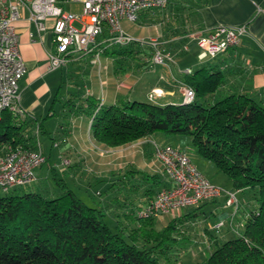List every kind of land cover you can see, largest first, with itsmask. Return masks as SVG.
<instances>
[{
	"label": "trees",
	"instance_id": "trees-1",
	"mask_svg": "<svg viewBox=\"0 0 264 264\" xmlns=\"http://www.w3.org/2000/svg\"><path fill=\"white\" fill-rule=\"evenodd\" d=\"M122 53L132 54V49L110 45L101 55ZM182 78L195 91L189 103L159 105L127 99L104 104L103 98L79 90L65 97L56 95L53 101L74 113H86L91 136L106 146L157 131L189 135L197 153L229 177L238 200V191H253L246 196L250 200L241 203L245 214L236 235L213 242L215 247L191 264H264V106L246 92L216 94L224 79L210 66L195 67ZM41 125L36 119L2 111L0 149L18 143L32 147L34 128L40 131ZM52 169L61 187L59 194L49 197L27 190L30 183L0 195V264L173 263L172 248L178 242L175 234L182 218L174 217L157 230L153 217L140 219L132 212L124 213L134 226L114 230L105 221L103 209L85 203ZM142 178L150 181L145 194L152 197L160 189L153 186L159 183L157 175L143 173ZM251 200L253 207L248 204ZM197 208L183 216H194Z\"/></svg>",
	"mask_w": 264,
	"mask_h": 264
},
{
	"label": "crops",
	"instance_id": "crops-1",
	"mask_svg": "<svg viewBox=\"0 0 264 264\" xmlns=\"http://www.w3.org/2000/svg\"><path fill=\"white\" fill-rule=\"evenodd\" d=\"M138 19L153 30V34L149 38L158 39V47L174 55V63L154 68V66L144 64L149 58L143 57L142 59L145 61H141L140 64L144 65L139 64L132 74L122 76L114 67L111 68V65L112 71L105 69L103 72H99L96 70V62L92 55L75 53L67 65L59 68L60 71L66 69V80L63 78L62 72L57 74V71L48 69L47 53L53 49L51 19L45 21L46 28L39 32L36 30L35 24L27 18V12H24L22 18L16 22L20 53L25 65V72L20 79L19 104L31 113L26 117L36 120L38 117L40 118L42 129L38 136L46 134L48 137H52L51 133L54 134L49 150L44 152L47 163L50 162L52 146L55 141L60 142L61 138L69 139L66 144H61L63 147L60 149L64 154L68 152L71 160L69 166H64V173L76 176L79 173L83 174L84 170H92L96 174V180L99 178L106 180L109 193H107V199L99 203L98 207L110 206L113 211L116 210V213L111 214L123 215L130 212L134 214L136 208L144 205L154 196L155 192L152 197L145 194V189L150 186V181L143 180V173L157 175L159 183L158 185L154 183V187L161 188L169 185L168 179L163 174L162 164L154 154V143L175 146L170 143L173 138L171 135L157 134V131L116 147H108L96 142L91 136L89 116L86 113H74L62 102L53 101L54 96L65 97L77 90L81 93H85L87 90L89 94L102 97L104 104H119L123 92H127V95L133 94V83L137 79L135 73L142 72L143 74L156 70L155 76H151V80L146 82L147 86L144 92L146 99L140 101L152 102L148 99L147 94L151 89L159 88L164 93L152 103L179 104L182 96L178 80H183L180 70L185 66L192 67L193 62H196L198 66H210L223 75V84L216 94L246 92L264 106V0H169L162 8L141 11ZM242 23H246L247 33L241 37L236 47L208 58V60H206L207 58L198 59L200 52L196 43L198 36L209 33L213 27L219 24L233 26ZM134 47L137 52H143L142 48L144 47H150L152 50V47L147 44L141 46L136 43ZM100 58L106 64L110 60H115V57L110 55H101ZM137 63H139L138 59ZM82 64L90 68L85 70L84 77L77 72L78 70L74 72L69 70L71 67L80 68ZM192 68L194 69V67ZM58 106L61 113L64 114L62 122L55 125L52 131L48 130L44 126L43 120L47 116L55 114L54 110ZM68 134L70 135L68 136ZM180 134L183 133L176 135ZM186 142H188L187 146L191 145L194 148L190 136ZM189 158L191 159L190 156ZM50 168L56 169L55 164H51ZM115 179L119 180L118 188L115 186ZM34 181H36V176ZM241 193L243 192L238 191L239 202L244 204L246 197ZM224 201V197L206 200L196 207L169 213V219L180 217L184 220L182 223L192 222L200 214L206 215L201 207L209 203V214L217 216V220L214 223L209 220V225L202 226L203 236L199 239L196 238V243L191 244L198 252L203 253L205 250L211 249L213 242H221L241 228L245 205L241 204L239 213L237 212L231 220L232 208L225 205ZM248 204L253 205L254 203L249 201ZM194 208H197L194 216H183ZM165 214H160L157 221L165 219ZM220 220H224V224L219 229H214L213 226Z\"/></svg>",
	"mask_w": 264,
	"mask_h": 264
},
{
	"label": "built area",
	"instance_id": "built-area-1",
	"mask_svg": "<svg viewBox=\"0 0 264 264\" xmlns=\"http://www.w3.org/2000/svg\"><path fill=\"white\" fill-rule=\"evenodd\" d=\"M79 2L82 13L67 11L60 2ZM169 0H0V116L4 110L17 118L28 116L19 104L20 79L25 65L20 53L19 34L16 22L27 12L39 32L46 28V20L51 19L53 49L47 53L48 69L65 66L73 54L92 55L98 61L102 50L110 45H128L136 42L153 48L151 65L169 66L174 63V55L158 47V39L136 40L124 32L122 20L135 22L144 10L164 7ZM80 26H75L74 22ZM247 33L246 23L226 26L219 24L200 35L196 43L200 49L198 59L212 58L219 53L236 47L241 37ZM193 68L185 66L182 75L191 74ZM182 103H189L195 97L194 89L183 80H178ZM159 88L151 89L147 97L150 101L163 95ZM102 98V97H101ZM32 147L18 143L5 144L0 149V190L25 186L35 180L34 170L45 163L38 138L37 126L33 133ZM56 143H54L55 145ZM154 154L161 162L169 185L161 187L144 205L136 208L134 214L140 219L174 213L184 208L196 207L206 200L225 198V205L232 208L235 216L239 208L236 190L212 183L180 148L154 143ZM60 164H70L69 158L60 156ZM177 210V211H174ZM224 224L220 220L213 228Z\"/></svg>",
	"mask_w": 264,
	"mask_h": 264
},
{
	"label": "rangeland",
	"instance_id": "rangeland-1",
	"mask_svg": "<svg viewBox=\"0 0 264 264\" xmlns=\"http://www.w3.org/2000/svg\"><path fill=\"white\" fill-rule=\"evenodd\" d=\"M60 5H62L63 8L67 11H72L78 14L82 13V4L79 2L63 3L61 1ZM74 25L80 26V24L76 21L74 22ZM122 26H123L124 32L136 40L144 39L146 41L148 40L150 35L153 34V30L139 19L135 22H131L128 20L123 21ZM134 44H136V42H132L128 44V48L132 49V54H126L125 56H124V53L119 54L118 57H115V60H112V61L110 60L108 61L109 63L107 62V64L106 62L102 60V58L99 57L100 60L95 61L96 70H98L99 72L101 71L103 72L105 69H107V71L109 70L112 71L113 69H110V65H111V68L114 67L115 70H117L122 76H124L125 74H132L134 69H137L136 66H138L141 61H145L142 59L143 57L149 58L148 61H145L144 64L151 65V56L153 53V48L151 50L150 47H144L142 48L143 52H137V50L134 47ZM137 59L139 60V63H137ZM206 60H208V58ZM105 64L107 65V68H105L106 66ZM144 64L141 63L140 65H144ZM155 66H162V65H155ZM155 66L154 68H158ZM192 67L194 68L198 67L197 63L193 62ZM71 68L69 69L71 72L78 70L77 72L82 74L83 77H84V74L86 73L85 70L90 69L89 66L86 67L84 64L80 65V68H77V67H71ZM51 71H57V74H60V72H62L63 78L66 80V69H63V71H60V69L58 68V69L51 70ZM155 72L156 70L148 71L143 74L142 72L135 73V75L137 76L136 77L137 79H136V82L133 83V87H132L133 94L127 95L126 94L127 92H123L122 98H121L122 102H125L127 99L131 101L134 99L139 100V101L145 100L146 97H145L144 92L147 86L146 82L147 80H151V76H155ZM87 93L89 92L86 90V92L85 93L83 92L82 94H87ZM125 94L126 96H124ZM25 111L28 114L30 113L26 109ZM54 111H55V114L47 116L43 120V124L46 127V129L51 130V131L54 129L55 125H57L59 122H62V119H63L62 116L64 115L63 113H61L59 106ZM37 120L39 121L40 118L38 117ZM34 131H35V128H34ZM51 134H52L51 136L53 137L54 134L53 133ZM157 134L171 135L173 139H171L170 143L174 144L176 147H179L181 150L185 151L191 157L192 161L196 164L199 170L206 177H208V179H210L212 183L222 186L224 188H232V183L229 177L225 174V172L219 169L218 166L213 161L197 153V151L191 145L187 146L186 143L188 142H186V140L189 139L188 135L186 134L176 135V134H172V133L164 132V131H158ZM69 135L70 134H68V136ZM52 137H48L46 134L44 135L40 134L38 136L43 152H47L49 150V145H50V141ZM65 139L61 138L60 142L55 141L56 144L52 146L53 152H51L50 162L47 163V159H46L44 164H42L41 166H39L38 168L34 170L36 181L32 182L28 187L26 186L25 188L27 190H33V191L40 192L42 195L49 196V197H53L59 194L61 192V187H59V185L56 183L57 180L53 177V174L55 173L53 169L50 168V165L54 163L56 167L57 177L62 179L68 185V187L72 189L74 193L78 197H80L85 203H87L88 205H93V206L98 207L99 203H101L104 199H107L106 196L108 195L107 193H109L108 185L106 184L107 181L102 178H99L98 180H96L95 179L96 174L93 173L92 170H84L83 174L79 173L76 176H69L67 172L64 173V166L60 164L61 163L60 156L70 159L68 152L64 154L60 150L63 147L61 146V144L64 145L69 141V139H66V140ZM114 181H115V186L118 188L119 180L115 179ZM116 187H115V192H116ZM252 192L253 191H251V189H247V191L241 194H244L245 197L246 196L249 197V194H252ZM3 194H5V192L0 190V195H3ZM251 207H253L252 204H251ZM99 208L103 209L104 213L106 214L105 221L112 227V229L115 230L116 228L119 227V228H126V231H128V230H131L132 226H134L132 225L133 222L131 223V221H129L123 215L111 214V213H116V210L113 211L112 210L113 208L111 209L110 206H100ZM201 208L203 209L202 211L206 214L205 216L207 218L203 216V214H200L199 217L196 220H194L195 222L192 221L188 223L178 224L179 233L177 232L175 234L178 238V242L172 248L173 249L172 254L174 255L173 257L175 258L174 260L172 258L173 260L172 264H191L194 261H199L204 257L205 255L204 252L203 253L198 252L195 248L192 247L191 244L196 243L195 241L196 238L199 239V237L203 236L202 226L209 225L208 223L209 220H211V222L214 223L217 220V216H210L209 214L210 204L209 203H206ZM174 211H177V210H174ZM158 216L152 218L154 227L157 230L165 226L170 220L169 213L165 214V219L163 220L157 221ZM203 218H204V222H203ZM235 235L236 234H230L228 237L231 238ZM213 247L215 246H212V248ZM162 261L164 262V260Z\"/></svg>",
	"mask_w": 264,
	"mask_h": 264
}]
</instances>
